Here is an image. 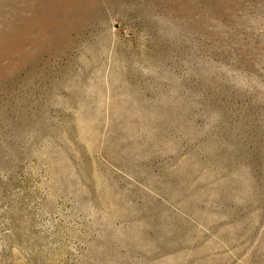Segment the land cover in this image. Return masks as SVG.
<instances>
[{"label": "rangeland", "instance_id": "374dc122", "mask_svg": "<svg viewBox=\"0 0 264 264\" xmlns=\"http://www.w3.org/2000/svg\"><path fill=\"white\" fill-rule=\"evenodd\" d=\"M0 264H264V0H0Z\"/></svg>", "mask_w": 264, "mask_h": 264}]
</instances>
